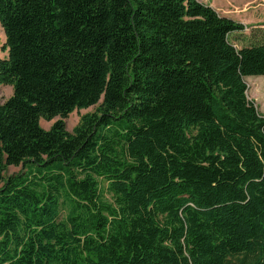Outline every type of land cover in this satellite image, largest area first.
I'll list each match as a JSON object with an SVG mask.
<instances>
[{
	"label": "trees",
	"instance_id": "obj_1",
	"mask_svg": "<svg viewBox=\"0 0 264 264\" xmlns=\"http://www.w3.org/2000/svg\"><path fill=\"white\" fill-rule=\"evenodd\" d=\"M0 24V264H264V42L198 0H0Z\"/></svg>",
	"mask_w": 264,
	"mask_h": 264
},
{
	"label": "rangeland",
	"instance_id": "obj_2",
	"mask_svg": "<svg viewBox=\"0 0 264 264\" xmlns=\"http://www.w3.org/2000/svg\"><path fill=\"white\" fill-rule=\"evenodd\" d=\"M204 5L213 7L220 16L233 19L244 25L242 32L229 35L230 42L238 49L245 46L264 42V0H198ZM6 37L4 29L0 24V60L8 56L5 50ZM248 97L255 103L261 115H264V76L247 77ZM13 95V87L0 85V104H4ZM99 104L87 109H76L66 119V129L72 133L80 122L82 116L97 111ZM60 117L52 121L41 119L40 124L45 130L51 129ZM28 168L24 165L10 166L5 171V178L24 175ZM110 198V195L107 194ZM66 212L62 213L64 218Z\"/></svg>",
	"mask_w": 264,
	"mask_h": 264
}]
</instances>
